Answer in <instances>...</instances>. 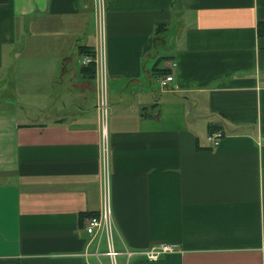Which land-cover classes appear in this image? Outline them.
Instances as JSON below:
<instances>
[{
  "label": "crops",
  "instance_id": "crops-1",
  "mask_svg": "<svg viewBox=\"0 0 264 264\" xmlns=\"http://www.w3.org/2000/svg\"><path fill=\"white\" fill-rule=\"evenodd\" d=\"M96 2L0 0V264H112L105 141L116 263L264 264V0H105V128Z\"/></svg>",
  "mask_w": 264,
  "mask_h": 264
},
{
  "label": "built area",
  "instance_id": "built-area-1",
  "mask_svg": "<svg viewBox=\"0 0 264 264\" xmlns=\"http://www.w3.org/2000/svg\"><path fill=\"white\" fill-rule=\"evenodd\" d=\"M96 33L98 45L94 49V54H86L82 59L83 66L94 64L96 70L100 74L98 110L100 121L103 128L106 127L109 117V105L106 94V2L105 0H96ZM175 80V74L172 72L159 80L161 88L166 89L171 86ZM224 133L220 130L210 133L207 137V142L211 147H216L220 143ZM103 171H102V189H103V208L99 214L90 215L86 218L85 226L87 233L92 237L101 238L102 235L107 236L108 249L105 253H100L97 249L94 254L97 256L107 255L110 257L112 264L116 263L118 253L113 244V221L111 211V173L109 165V150L106 144L103 145ZM176 250H179L177 244H162L154 246L142 252H125L127 257L131 258L134 255H141L149 261H157L161 257L168 255Z\"/></svg>",
  "mask_w": 264,
  "mask_h": 264
},
{
  "label": "trees",
  "instance_id": "trees-1",
  "mask_svg": "<svg viewBox=\"0 0 264 264\" xmlns=\"http://www.w3.org/2000/svg\"><path fill=\"white\" fill-rule=\"evenodd\" d=\"M258 29H259V34H262V33H264V22H260L259 23V27H258ZM95 53V51L94 50H88V52H86V54H94ZM160 61V60H159ZM85 69H87L88 70V74H89V76H93L94 75V73H95V71H96V68H95V65L94 64H91L90 66H88V67H86ZM159 72H158V76H160V77H162V76H166L168 73H169V71L170 70H163V69H161V70H158ZM216 130H219L218 128H216L215 126H211L210 127V133H213L214 131H216Z\"/></svg>",
  "mask_w": 264,
  "mask_h": 264
},
{
  "label": "rangeland",
  "instance_id": "rangeland-1",
  "mask_svg": "<svg viewBox=\"0 0 264 264\" xmlns=\"http://www.w3.org/2000/svg\"><path fill=\"white\" fill-rule=\"evenodd\" d=\"M106 5V4H105ZM171 30V29H170ZM104 236H105V238H106V242H107V236H106V234H104ZM118 264V263H117Z\"/></svg>",
  "mask_w": 264,
  "mask_h": 264
}]
</instances>
